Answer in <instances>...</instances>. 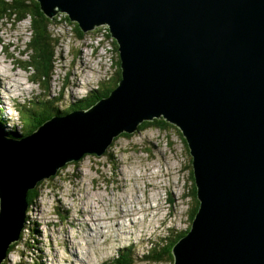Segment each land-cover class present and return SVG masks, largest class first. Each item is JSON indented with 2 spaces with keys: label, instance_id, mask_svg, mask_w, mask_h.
<instances>
[{
  "label": "water",
  "instance_id": "95a60500",
  "mask_svg": "<svg viewBox=\"0 0 264 264\" xmlns=\"http://www.w3.org/2000/svg\"><path fill=\"white\" fill-rule=\"evenodd\" d=\"M39 1L85 31L107 24L123 79L88 111L56 114L23 138L0 133V264L30 188L162 115L190 148L200 199L175 264H264V0Z\"/></svg>",
  "mask_w": 264,
  "mask_h": 264
},
{
  "label": "rangeland",
  "instance_id": "374dc122",
  "mask_svg": "<svg viewBox=\"0 0 264 264\" xmlns=\"http://www.w3.org/2000/svg\"><path fill=\"white\" fill-rule=\"evenodd\" d=\"M59 13L62 20L50 26L59 44L49 91L33 81L34 68L26 66L29 17L2 24L0 116L7 128L21 130L16 103L43 99L46 106L69 109L82 104L89 91L102 90L100 83L108 85L117 72L112 36L88 29L79 40L64 11ZM123 133L105 155L87 153L43 181L37 204L25 213L24 238L6 264H110L118 254L131 257L132 264H175L158 259L191 223L193 155L177 125Z\"/></svg>",
  "mask_w": 264,
  "mask_h": 264
},
{
  "label": "trees",
  "instance_id": "16d2710c",
  "mask_svg": "<svg viewBox=\"0 0 264 264\" xmlns=\"http://www.w3.org/2000/svg\"><path fill=\"white\" fill-rule=\"evenodd\" d=\"M59 12H63L61 10H58ZM56 12L57 14L54 17L49 16L44 9H42L41 2L39 0H0V43L1 41V32L3 29L2 24L6 25L8 21H10L13 25L21 22L22 20H25L29 17L31 21V37L28 42V52L30 54V61L27 63L26 66L30 68H34V77L33 81L42 86L47 91L50 90V75L53 70V63L56 57V50L59 44V38L56 36L54 37L50 26L52 23L56 22L57 19L62 20V18L59 16L61 13ZM65 16V20H67L71 25H73L74 29L77 32V37L79 40L85 39V36L87 33H90L89 31H85L83 27L81 26L79 21L73 20L68 13H63ZM108 26V25H107ZM94 27V30H101L100 28ZM109 28V27H108ZM108 36L111 35V31L109 29V32H107ZM112 36L114 48H115V59H113V65L116 68L117 72L114 75V78L112 79V82L108 85H104L103 83H100L99 87L103 90H91L89 91V94L82 98L83 103L75 106L72 105L69 109L60 110L56 109L51 106H46L47 102L42 100H37L30 102L28 104L26 103H16L15 108L17 109L18 113L21 117V130L19 131L17 129V126L15 127H9L7 128L4 124V120L2 116H0V133L3 134L6 138H23L29 134H32L35 130H37L41 125H43L46 121L53 118L56 114H65L72 110L73 108H89L99 100H101L104 97H109L111 95V91L118 88L123 79V73H122V67H121V60H120V54L118 51V43ZM27 54V52H25ZM117 56V57H116ZM25 66V67H26ZM176 125L173 122H170L169 120L162 118V117H155L153 119L143 121L139 127L138 130L144 129L149 126H156L158 128H166L167 126H174ZM124 136H131V133H123ZM118 138V137H117ZM115 138V140L117 139ZM114 140V141H115ZM184 142L186 144V147L188 148L187 142L184 139ZM85 156V155H84ZM83 156V158H84ZM113 158V157H110ZM82 160L79 159L74 162H78ZM64 166L60 167L58 169V172L54 174L52 179L56 177V175L60 174V170L64 168ZM191 179H192V209L190 210L189 218L191 220V223L189 227L184 230V232H180L179 235L174 237L172 241L165 247V251H163L161 255V259H158L159 261H164L168 259H173L175 263V255L171 249H173V246L175 243L185 234H187L191 227L192 223L194 221V218L196 216V213L198 211L199 205H200V199L197 194V186L195 184V178H194V172L193 169H191ZM45 179L39 181L35 187H32L27 192V200L29 202V209L28 212L31 210L33 205L37 204V201L39 200L41 196V185L43 184V181ZM26 222H29L28 216L26 217ZM25 229L23 230V232ZM23 232L20 235V240L24 238ZM166 238V237H164ZM17 242V241H16ZM13 242L11 243L10 249H8L7 254H9L11 251L15 250L18 243ZM156 258V257H155ZM6 260V259H5ZM5 260H3L2 264H6ZM129 260H132L131 257H122L118 254V257L113 258L110 260V264H132L128 262ZM109 263V262H108ZM107 263V264H108Z\"/></svg>",
  "mask_w": 264,
  "mask_h": 264
},
{
  "label": "built area",
  "instance_id": "2783aa9c",
  "mask_svg": "<svg viewBox=\"0 0 264 264\" xmlns=\"http://www.w3.org/2000/svg\"><path fill=\"white\" fill-rule=\"evenodd\" d=\"M99 28L101 29L100 32H109L107 24H102V26Z\"/></svg>",
  "mask_w": 264,
  "mask_h": 264
},
{
  "label": "bare ground",
  "instance_id": "6f19581e",
  "mask_svg": "<svg viewBox=\"0 0 264 264\" xmlns=\"http://www.w3.org/2000/svg\"><path fill=\"white\" fill-rule=\"evenodd\" d=\"M110 29V28H109ZM107 35V34H106ZM112 35V34H111ZM117 57V56H116ZM10 76V75H9ZM120 82V81H119ZM17 91H15L14 93H16ZM155 117H158V116H155ZM154 117V118H155ZM136 131H138V129H136V130H134V131H131V132H129V131H127V130H124L123 132L125 133V132H128V133H134V132H136ZM122 132V133H123ZM102 155H105V154H101L100 156H102ZM26 219V218H25Z\"/></svg>",
  "mask_w": 264,
  "mask_h": 264
},
{
  "label": "clouds",
  "instance_id": "9594fccd",
  "mask_svg": "<svg viewBox=\"0 0 264 264\" xmlns=\"http://www.w3.org/2000/svg\"><path fill=\"white\" fill-rule=\"evenodd\" d=\"M28 204H29V202H28ZM28 209H29V207H28ZM28 209H27V211H28Z\"/></svg>",
  "mask_w": 264,
  "mask_h": 264
}]
</instances>
